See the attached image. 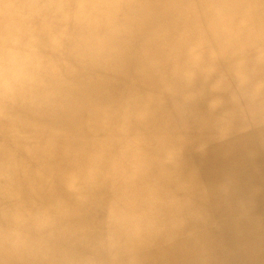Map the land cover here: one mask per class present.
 Instances as JSON below:
<instances>
[{
  "label": "bare ground",
  "instance_id": "obj_1",
  "mask_svg": "<svg viewBox=\"0 0 264 264\" xmlns=\"http://www.w3.org/2000/svg\"><path fill=\"white\" fill-rule=\"evenodd\" d=\"M0 264H264V0H0Z\"/></svg>",
  "mask_w": 264,
  "mask_h": 264
}]
</instances>
